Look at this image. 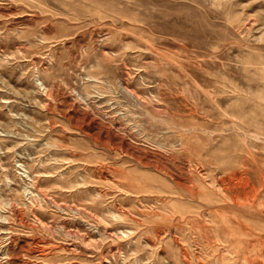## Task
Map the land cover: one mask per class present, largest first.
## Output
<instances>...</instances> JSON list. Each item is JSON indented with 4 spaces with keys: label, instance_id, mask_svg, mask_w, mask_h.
<instances>
[{
    "label": "rangeland",
    "instance_id": "374dc122",
    "mask_svg": "<svg viewBox=\"0 0 264 264\" xmlns=\"http://www.w3.org/2000/svg\"><path fill=\"white\" fill-rule=\"evenodd\" d=\"M0 264H264V0H0Z\"/></svg>",
    "mask_w": 264,
    "mask_h": 264
}]
</instances>
